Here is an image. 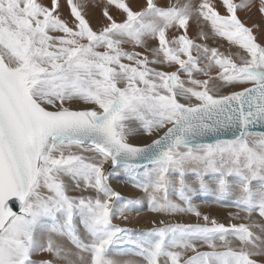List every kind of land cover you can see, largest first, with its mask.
Listing matches in <instances>:
<instances>
[{
	"label": "snow or ice",
	"instance_id": "snow-or-ice-1",
	"mask_svg": "<svg viewBox=\"0 0 264 264\" xmlns=\"http://www.w3.org/2000/svg\"><path fill=\"white\" fill-rule=\"evenodd\" d=\"M254 6L0 0V264H264Z\"/></svg>",
	"mask_w": 264,
	"mask_h": 264
},
{
	"label": "rangeland",
	"instance_id": "rangeland-1",
	"mask_svg": "<svg viewBox=\"0 0 264 264\" xmlns=\"http://www.w3.org/2000/svg\"><path fill=\"white\" fill-rule=\"evenodd\" d=\"M258 4V5H257ZM254 7L250 13L247 15L250 17L247 22L251 25L253 23L262 22L261 15L258 11L259 0H254ZM246 14L243 12V16L241 19H245ZM254 17V18H253ZM113 186L118 190L121 191V194L124 196H133L137 195L131 188L125 186V182L123 180L117 179L113 181ZM198 204L203 203L200 200L195 201ZM204 211H209L212 215L216 216L218 220L221 222L227 223V212L228 209L221 208L219 205L212 204L204 205L202 208ZM154 218V214L148 212L146 209L141 210L140 214L137 216L135 213L131 214V218L127 221H122L121 219H115L114 223L119 224L121 227H127L130 229H134L137 232H145L150 229L152 225V220ZM192 222H195V218H192ZM127 258V257H126Z\"/></svg>",
	"mask_w": 264,
	"mask_h": 264
},
{
	"label": "bare ground",
	"instance_id": "bare-ground-1",
	"mask_svg": "<svg viewBox=\"0 0 264 264\" xmlns=\"http://www.w3.org/2000/svg\"><path fill=\"white\" fill-rule=\"evenodd\" d=\"M258 5V4H257ZM239 15L242 17L243 16V12H240ZM254 18V17H253Z\"/></svg>",
	"mask_w": 264,
	"mask_h": 264
}]
</instances>
